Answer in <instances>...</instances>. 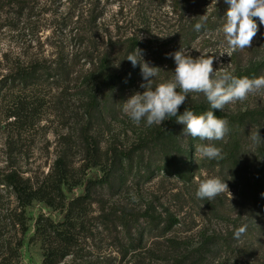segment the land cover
I'll list each match as a JSON object with an SVG mask.
<instances>
[{
    "label": "rangeland",
    "instance_id": "obj_1",
    "mask_svg": "<svg viewBox=\"0 0 264 264\" xmlns=\"http://www.w3.org/2000/svg\"><path fill=\"white\" fill-rule=\"evenodd\" d=\"M49 2L50 7L38 6L31 11L32 27L37 28L32 33L23 24L17 29L8 25L17 24L18 20L11 9L1 14L0 22L6 15L15 21L0 29V180L11 170L25 177L43 178L57 156L66 153L74 173L84 181L67 192L72 199L84 194L87 181L100 178L103 167L115 161L117 187L110 193L111 200L137 209L151 202L161 204V209L179 218L172 234L189 237L192 248H197L207 236H214L215 242L201 264H264V206L251 199L255 179L260 171L264 172V143L256 144L249 138L251 132L259 129L264 141V94L250 95L244 102L217 110L228 121L229 131L224 140L211 142L222 149L223 159L209 160L196 152L197 145L208 142L185 136L184 126L176 119L152 126L142 120L137 126L123 113V101L145 90L141 88L146 81L138 64L135 70H129L132 80L115 79L101 87L100 107L93 115L90 132L100 146L102 165L80 171L92 159L88 160L78 129L83 122L82 105L75 100L79 88L73 84L64 86L54 79L13 85L4 78L20 60H56L60 53L70 52L73 35L65 26L69 2ZM90 2L102 12L104 20L117 17L129 23L131 34L140 36L142 44L138 49L142 50L143 59L161 69L153 79V87L173 77L176 65L170 54L181 48L193 58L212 56L214 70L226 68L237 77L242 73L249 78L264 75V25L258 18H254L258 33L251 47L227 55L229 48L222 31L229 7L225 0H191L185 13L180 10L178 14L172 13L171 0ZM193 19L209 20L211 27L198 33L193 42L173 48L182 41L177 27ZM121 64L118 62V69ZM18 97L26 98L32 109L22 125L8 117L9 105ZM186 108L199 115L210 110V105L203 94L190 93L179 110ZM162 151L170 155L180 173L168 174L159 167L166 156ZM213 176L226 181L232 198L227 192L211 201L196 197L199 182ZM17 206L14 194L0 184V264H42L43 248L36 235V221L42 215L62 221L64 214L45 202L34 201L25 210L28 231L22 234L9 216V211ZM241 226H246V231L237 239L234 234ZM123 240L118 230L103 228L95 232L90 243L111 249Z\"/></svg>",
    "mask_w": 264,
    "mask_h": 264
},
{
    "label": "trees",
    "instance_id": "obj_2",
    "mask_svg": "<svg viewBox=\"0 0 264 264\" xmlns=\"http://www.w3.org/2000/svg\"><path fill=\"white\" fill-rule=\"evenodd\" d=\"M67 1L70 12L65 26L70 28L73 35L70 52L60 53L56 60H20L13 64L4 78L13 85L27 86L40 79H54L64 86L73 84L79 88L75 100L82 105L83 122L79 123L78 129L86 146L88 160L92 159L90 164H83L79 168L82 171L91 166L102 165L100 146L90 132L93 115L100 107L101 87L115 79H133L132 75L128 76L129 70H135L138 65L133 67L125 58L141 46L142 39L137 33L131 34L126 21L114 16L110 20H104L102 12L90 0H80L77 4ZM190 1L171 0L172 13L178 14L180 10L185 13V7ZM49 4V0H0V19L2 12L9 8L13 11L11 13H15V20H18L17 24L8 25L17 29L23 24L22 27L32 33L37 28L32 27L34 21L30 17L31 11L38 6L42 9L50 7ZM12 19L14 18L6 15L0 22V29H3L4 24L15 21ZM196 23L202 24L199 31L195 29ZM210 27L209 20L181 22L176 33L182 35V41L173 48L193 42L198 33ZM118 62L122 63L119 69ZM247 75L242 73L238 77ZM19 98L11 101L8 117L22 125L32 109L27 106L26 98ZM184 110H179L178 115L183 114ZM214 114L224 117L217 110H214ZM162 152L166 156L159 167L168 174L180 173L170 155ZM116 169L115 161L108 163L103 167V175L87 181L85 193L72 199L67 192L84 184V181L74 173L66 153L57 156L43 178L25 177L17 170H11L2 176L0 184L14 194L18 203L17 208L9 211L10 219L15 227L20 226L22 234L28 231L25 210L34 201L45 202L64 214L62 221L43 215L36 221V235L43 248L42 264H201L205 261L215 242L214 236H207L197 248H192L189 237L181 238L172 234L179 225V218L161 209V204L151 202L146 207L137 209L125 202L111 200L110 193L117 187ZM251 197L264 206L263 171L255 179L254 195ZM103 228L118 230L123 234L124 240L111 249L90 243L95 232Z\"/></svg>",
    "mask_w": 264,
    "mask_h": 264
},
{
    "label": "clouds",
    "instance_id": "obj_3",
    "mask_svg": "<svg viewBox=\"0 0 264 264\" xmlns=\"http://www.w3.org/2000/svg\"><path fill=\"white\" fill-rule=\"evenodd\" d=\"M228 9L222 27L226 43L229 48L228 56L232 52L250 48L254 37L258 33V24L264 25V0H225ZM201 23H196L199 31ZM225 53H222L223 55ZM175 61L173 77L153 87V79L158 76L159 67L150 65L143 59L142 50L135 48L125 59L133 67L140 65L141 75L146 83L141 84L145 90L133 93L123 101L122 111L137 126L146 121V126L161 125L166 119L175 117L176 122L182 124L183 134L193 139L207 141L197 145L196 152L201 158L209 160L223 159L222 149L215 146L213 141H222L227 135L228 121L214 114V110L223 111L228 104L237 101L244 102L250 95L264 94V75L254 78L248 76L237 77L226 68L214 70L212 56L193 58L180 49L170 54ZM190 93L203 94L210 110L202 114H195L191 108H186L178 115L181 105ZM249 138L253 143L262 141L259 129L251 132ZM232 194L228 184L218 176L209 177L199 182L196 197L201 200H214L223 193ZM246 231L241 226L235 231V238H239Z\"/></svg>",
    "mask_w": 264,
    "mask_h": 264
}]
</instances>
